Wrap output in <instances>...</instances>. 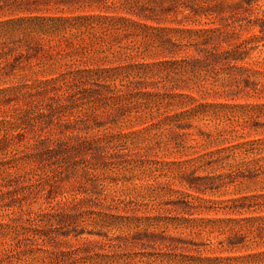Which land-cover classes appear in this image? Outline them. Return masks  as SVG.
Returning <instances> with one entry per match:
<instances>
[{"label":"rangeland","instance_id":"374dc122","mask_svg":"<svg viewBox=\"0 0 264 264\" xmlns=\"http://www.w3.org/2000/svg\"><path fill=\"white\" fill-rule=\"evenodd\" d=\"M0 264H264V0H0Z\"/></svg>","mask_w":264,"mask_h":264}]
</instances>
